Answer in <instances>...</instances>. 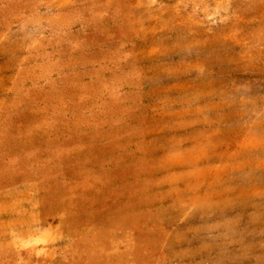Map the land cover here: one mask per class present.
<instances>
[{
	"label": "rangeland",
	"instance_id": "obj_1",
	"mask_svg": "<svg viewBox=\"0 0 264 264\" xmlns=\"http://www.w3.org/2000/svg\"><path fill=\"white\" fill-rule=\"evenodd\" d=\"M0 264H264V0H0Z\"/></svg>",
	"mask_w": 264,
	"mask_h": 264
}]
</instances>
